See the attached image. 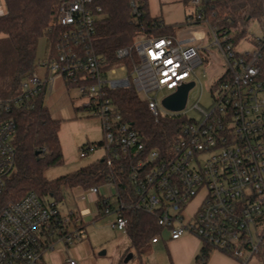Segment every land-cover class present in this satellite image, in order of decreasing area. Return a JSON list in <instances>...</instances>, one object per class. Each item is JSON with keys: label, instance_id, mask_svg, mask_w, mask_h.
<instances>
[{"label": "built area", "instance_id": "2783aa9c", "mask_svg": "<svg viewBox=\"0 0 264 264\" xmlns=\"http://www.w3.org/2000/svg\"><path fill=\"white\" fill-rule=\"evenodd\" d=\"M212 1L188 0L195 9L185 36L139 37L116 51L128 62L108 68L92 45L95 12L101 8L95 11L94 0L64 1L57 24L65 30L52 40L46 58L36 60L13 101L46 91L56 75L88 98L84 107L101 119L104 137L83 148L81 156L102 147L107 166L119 172L81 192L93 217L114 214L113 226L127 233L125 211L145 212L161 228L151 242L190 234L238 264L255 256L264 262V3L260 16L244 24L227 17V25L220 26L208 13ZM254 20L259 31L249 35ZM209 61L222 69L211 105L195 103L198 117L188 114V100L181 111L167 109L162 99L185 83L196 86L197 71ZM118 71L124 75L117 77ZM130 86L143 95L156 120L186 115L171 149H147L119 112L109 91ZM162 90L169 94L160 100ZM9 107L0 101V108ZM15 132L12 118L0 122V195L16 167ZM84 216L81 206L62 211L34 191L0 205V264H43L56 244L83 240ZM69 264L77 261L70 258Z\"/></svg>", "mask_w": 264, "mask_h": 264}, {"label": "trees", "instance_id": "16d2710c", "mask_svg": "<svg viewBox=\"0 0 264 264\" xmlns=\"http://www.w3.org/2000/svg\"><path fill=\"white\" fill-rule=\"evenodd\" d=\"M64 1L5 0L7 12L0 14V101L10 102L8 109L0 108V122L12 118L16 123L13 137L16 167L6 179L0 205L34 191L44 201L61 205L62 211L73 210L77 206L78 190L101 185L112 171L119 174L117 167L112 169L104 158H99L68 174L48 179L46 170L63 162L60 121L44 103L45 90L24 102L13 101L23 92V83L34 70L40 38L47 36L50 45L65 30L57 24ZM148 1L94 0L95 11L97 7L101 9L95 12L92 45L105 68L128 62L118 58L116 51L132 45L139 37L175 34V26L150 13ZM212 3L208 13L220 26H225L227 17L232 18L233 24H244L247 18L260 16L264 0H213ZM244 32L243 29L238 34ZM65 82L68 87L73 86L67 79ZM109 96L125 120L139 132L147 149H171L187 121L186 115L162 116L156 120L146 99L132 86L112 89ZM124 215L128 219L131 245L141 255L143 247L161 228L156 218L145 212L128 210ZM211 250L210 246L203 245L195 256V264H207Z\"/></svg>", "mask_w": 264, "mask_h": 264}, {"label": "rangeland", "instance_id": "374dc122", "mask_svg": "<svg viewBox=\"0 0 264 264\" xmlns=\"http://www.w3.org/2000/svg\"><path fill=\"white\" fill-rule=\"evenodd\" d=\"M150 13L166 24H171L174 27L175 33L179 35L181 31H186L190 27L186 25L187 17L194 12V6L188 0H149ZM259 31V24L256 20L251 22L249 26V35ZM48 41L47 36L40 38V44L37 50L36 60L44 53L45 44ZM42 60V58L38 59ZM222 69L211 61L206 63L203 68L197 71V85L194 86L189 93L188 114L193 117H198L200 112L192 106L199 103L203 108H208L212 101V93L215 92L213 87L215 81L221 75ZM124 72L118 71L116 76H123ZM46 92L45 99L48 100L51 114L60 121L59 136L63 150V162L48 168L45 175L48 179H55L62 175L68 174L78 168L88 165L89 163L101 158L104 154V149L98 147L96 150L89 152L86 156H81L83 148L88 147L101 141L104 137L101 119L84 106L88 103V98L83 95L75 87H68L64 78L61 75H56ZM169 94V91L162 90L157 93L161 100L163 96ZM82 194H77L76 202L81 203ZM195 205V204H194ZM193 205V206H194ZM60 207H62L60 205ZM163 246L160 252L149 250L151 242H148L142 249V259L144 264H173L171 253L163 244V239H160ZM116 240H109V251L107 254L100 255L106 250V247L95 248V255L111 263V257L116 245ZM133 249L131 248V251ZM132 252L126 253L123 256L120 264H136L140 263L138 255L134 258H128ZM118 262V261H117ZM114 263V262H113ZM193 264H195V259ZM249 264H264L260 256H255Z\"/></svg>", "mask_w": 264, "mask_h": 264}, {"label": "crops", "instance_id": "0c3cea01", "mask_svg": "<svg viewBox=\"0 0 264 264\" xmlns=\"http://www.w3.org/2000/svg\"><path fill=\"white\" fill-rule=\"evenodd\" d=\"M6 12L7 7L5 0H0V14H5ZM186 32L187 31L184 30L179 34L185 36ZM49 43L48 39L47 43L44 45V53L38 59L46 58L49 51ZM39 44L40 40L38 42L37 50ZM46 92L47 90L44 94V103L50 109L48 100L45 99ZM82 191L83 190H78L76 192V196L77 194H81ZM77 205L81 206L85 213L83 240L69 245L64 243L56 244L53 250H48L44 254L43 264H69L70 258L75 259L77 264H107L108 261L98 258L94 251L97 246H99V248L106 247V250L102 251L100 255L107 254L109 251V247L107 248V246L109 244V240L111 239L116 240L117 244L112 248L114 252L111 257L112 262L109 264H120L123 256H125L128 252H132V258L138 255L140 263L144 264L142 253L139 255L132 247L131 239L128 236V233H124L113 226V221L115 219L114 214L93 217L90 213L92 205H90L89 201L81 202L80 204L77 203ZM163 241V244L171 253L173 264H193L196 254L203 246V242L198 237L190 234L173 240L164 238ZM131 248L133 249L132 251ZM162 248L163 246L160 240L157 242H151L149 246V250L158 252H160ZM207 264H238V262L231 256L219 250L212 249L210 251Z\"/></svg>", "mask_w": 264, "mask_h": 264}, {"label": "water", "instance_id": "95a60500", "mask_svg": "<svg viewBox=\"0 0 264 264\" xmlns=\"http://www.w3.org/2000/svg\"><path fill=\"white\" fill-rule=\"evenodd\" d=\"M194 84V81L183 84L177 90L164 97L162 99V104L171 111L183 110L188 100L189 90L194 86ZM36 154H38V151ZM131 257L132 254L128 256L127 260Z\"/></svg>", "mask_w": 264, "mask_h": 264}]
</instances>
